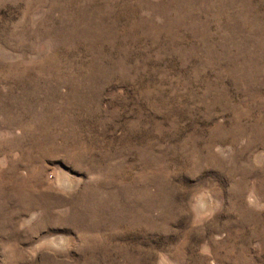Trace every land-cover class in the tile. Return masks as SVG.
I'll return each instance as SVG.
<instances>
[{
	"label": "rangeland",
	"instance_id": "1",
	"mask_svg": "<svg viewBox=\"0 0 264 264\" xmlns=\"http://www.w3.org/2000/svg\"><path fill=\"white\" fill-rule=\"evenodd\" d=\"M0 264H264V0H0Z\"/></svg>",
	"mask_w": 264,
	"mask_h": 264
}]
</instances>
